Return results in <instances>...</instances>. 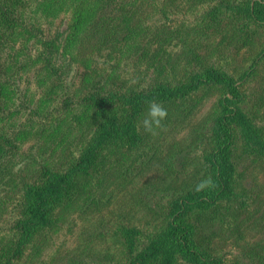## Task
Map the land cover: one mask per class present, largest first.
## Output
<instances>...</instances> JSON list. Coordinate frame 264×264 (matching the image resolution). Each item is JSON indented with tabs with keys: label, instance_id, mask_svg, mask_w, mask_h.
Returning <instances> with one entry per match:
<instances>
[{
	"label": "trees",
	"instance_id": "16d2710c",
	"mask_svg": "<svg viewBox=\"0 0 264 264\" xmlns=\"http://www.w3.org/2000/svg\"><path fill=\"white\" fill-rule=\"evenodd\" d=\"M177 1L0 0V186L8 188L0 198V217L11 215L0 227V264H23L29 249L25 264L38 261L51 234L68 222L72 231L74 214L83 220L99 212L113 185H128L140 176L160 143L211 91L220 97L209 111L213 141L202 163L161 212L156 210V225L120 228L125 238L120 256L107 255L98 264H236L197 236L207 226L229 223V206L237 198L233 149L238 129L254 162L264 163V93L248 112L242 89L264 61V42L249 33L254 26L264 38V0H182L189 18L179 20ZM62 17L68 18L64 38L46 39L44 28ZM206 42L216 43L220 52L223 46L246 49L249 68L235 77L207 64L206 51L215 46ZM105 50L118 61L110 70L97 60ZM123 61L132 62L127 78L119 71ZM73 65L82 69L77 87L65 78ZM32 73L35 90L23 91L25 76ZM152 100L168 113L155 135L137 128ZM34 138L41 142L39 154L51 152L49 161H35L39 169L33 165L17 178L10 161ZM209 177L214 187L196 191ZM252 216L249 228L259 232L263 220ZM229 230L239 239L246 228L233 222ZM88 231L80 234V255L91 249ZM222 236L218 229L213 238ZM249 249L245 261L264 264V239ZM67 263L84 264L70 256Z\"/></svg>",
	"mask_w": 264,
	"mask_h": 264
},
{
	"label": "rangeland",
	"instance_id": "374dc122",
	"mask_svg": "<svg viewBox=\"0 0 264 264\" xmlns=\"http://www.w3.org/2000/svg\"><path fill=\"white\" fill-rule=\"evenodd\" d=\"M181 1H177L180 6V10L177 8L179 12H177L175 17L177 20L182 18L183 15L189 18V14L185 12L188 10V5ZM67 25L68 18L62 17L54 25L45 27L46 39L64 38ZM249 33H256L255 41L264 42V38L261 37L263 34L258 32L254 26L251 27ZM216 43H218V40ZM216 43H205V46H215L210 53L208 50L206 51V54H208L206 58L207 64L213 62L220 70H224V72L226 71L235 77H238L249 68L252 61L250 59L245 61L249 56V52L246 49L237 52L236 47L223 46L224 50L220 52ZM108 53L105 50L97 60L100 62V66L110 70V67L118 64V61L110 60ZM131 67V61L119 63L121 77H129ZM68 70L69 72L65 77L67 84L77 87L81 80L82 69L77 65H73ZM25 78L21 85L22 90L25 91L28 88L34 91L33 73L25 76ZM244 85L242 89L246 97L243 108L245 111L250 112L264 93V61L258 65L255 74ZM219 97L220 94L217 91H211L199 109L179 129H176L165 141L160 143L156 158L142 171L140 176L131 184L122 185L121 187L113 185V189L106 196H110L108 204L103 206L96 214L83 220L80 219V215L74 214L71 217L72 221H75L71 225L72 231L69 230L70 222H68L57 235L51 234L49 248L44 251L38 261L27 264H45L44 262L47 260H50V263H47L51 264L54 259L55 262L53 264H68L69 256L84 264L104 262L107 255L118 258L123 248L122 241L125 239L123 238L124 233L120 228L133 226L145 230V228L149 229L156 225L159 217L156 214V210L161 212V207L167 203L174 193H177V186L182 184L184 178L194 168L200 166L205 152L209 151L210 143L212 144L213 141L210 132V126L213 121L209 119V111L216 104ZM261 105H263L261 107V113L263 114L264 102ZM236 133L237 139L233 155L236 164L234 184L237 198L234 196V201L230 203L228 213L224 209L221 212L227 213L229 223L225 226L217 224L212 228L207 226L206 229L198 233L197 239L202 244L210 242L209 248L213 250L212 252L226 255L236 264H250L245 261V252L250 251L247 248L264 239V163L261 160L257 163L254 162V156L251 151L245 148L239 137V129ZM39 145H41V142L36 138L22 145L19 152L10 161L13 176L17 178L20 175L26 176L27 169H33V165L38 168V164L35 161L42 164L49 161L48 157L51 152L39 154ZM70 153L71 149L67 154ZM28 176L33 179L34 171L29 170ZM123 186H126V188H122ZM7 189L5 185L0 186V198H3ZM105 200L107 201V198ZM252 215H255V219L262 218L263 220H259V223H261L258 228L259 232L249 228ZM10 221L11 215L5 214L0 217V227H6ZM233 222H238V224L246 228L245 235L239 239L232 235L229 230V224L232 225ZM218 229L225 236L213 238ZM86 230H89L86 234V241L91 249L80 255L83 250V247L79 245L80 234ZM141 243L143 246L145 241L142 240ZM30 252L31 250L29 249L26 257L31 254ZM26 257L22 261L23 264L27 262ZM175 264L186 263L176 262Z\"/></svg>",
	"mask_w": 264,
	"mask_h": 264
},
{
	"label": "clouds",
	"instance_id": "9594fccd",
	"mask_svg": "<svg viewBox=\"0 0 264 264\" xmlns=\"http://www.w3.org/2000/svg\"><path fill=\"white\" fill-rule=\"evenodd\" d=\"M167 115V110L156 100H152L148 102L147 112L138 122L137 128L139 130L142 127L145 132L155 135L157 129L163 128L162 122L167 118ZM211 187H214V182L209 177L196 186V191Z\"/></svg>",
	"mask_w": 264,
	"mask_h": 264
}]
</instances>
